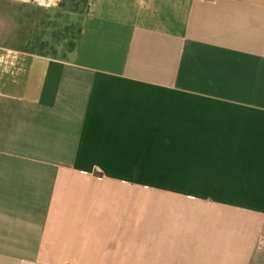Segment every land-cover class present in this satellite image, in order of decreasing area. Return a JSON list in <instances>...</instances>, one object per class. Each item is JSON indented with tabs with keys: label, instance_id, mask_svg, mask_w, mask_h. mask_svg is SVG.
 <instances>
[{
	"label": "crops",
	"instance_id": "1",
	"mask_svg": "<svg viewBox=\"0 0 264 264\" xmlns=\"http://www.w3.org/2000/svg\"><path fill=\"white\" fill-rule=\"evenodd\" d=\"M8 57L0 264H264V0H89L68 58Z\"/></svg>",
	"mask_w": 264,
	"mask_h": 264
},
{
	"label": "rangeland",
	"instance_id": "2",
	"mask_svg": "<svg viewBox=\"0 0 264 264\" xmlns=\"http://www.w3.org/2000/svg\"><path fill=\"white\" fill-rule=\"evenodd\" d=\"M68 2L64 8L53 12L33 15L27 25L30 37L8 36L17 22L13 15L0 14V64L13 52L27 51L47 57L66 59L77 45L86 9L83 3L75 8ZM15 48V49H11Z\"/></svg>",
	"mask_w": 264,
	"mask_h": 264
},
{
	"label": "trees",
	"instance_id": "3",
	"mask_svg": "<svg viewBox=\"0 0 264 264\" xmlns=\"http://www.w3.org/2000/svg\"><path fill=\"white\" fill-rule=\"evenodd\" d=\"M72 3L74 4L73 6L76 8L79 3H83L86 9V12L88 10V6H89V0H62L61 3L59 4V8H64V6L66 5V3ZM80 33H81V28H80ZM80 33H79V37H80ZM79 40V38H78Z\"/></svg>",
	"mask_w": 264,
	"mask_h": 264
}]
</instances>
